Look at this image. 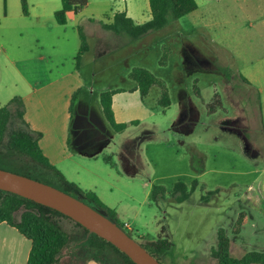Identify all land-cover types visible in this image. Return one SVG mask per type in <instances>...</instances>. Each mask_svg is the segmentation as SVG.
<instances>
[{
  "label": "rangeland",
  "instance_id": "374dc122",
  "mask_svg": "<svg viewBox=\"0 0 264 264\" xmlns=\"http://www.w3.org/2000/svg\"><path fill=\"white\" fill-rule=\"evenodd\" d=\"M120 1L88 0L78 15L68 13L67 24L43 43L42 62L48 63L53 77L62 74L50 88L47 110L49 102L59 105L61 93H70L74 100L69 154L61 148L48 151L54 164L74 183L97 185L104 200L117 206L120 223H127L122 229L146 250L157 248L161 264H217L210 249L220 228L229 238L231 256L264 251V159L256 158L251 146L261 139L256 66L264 38L259 27L251 28L257 22L247 16L243 0H198L204 15L197 22L185 16L177 26L169 24L130 40L103 27L112 21ZM7 6L12 12L11 0ZM135 8L139 15L146 12L142 1ZM78 26L87 46L80 54ZM22 33L24 54H37L36 30L30 27ZM12 35L9 38L20 40L17 33ZM134 67L146 68L161 80L168 106L159 102V86L144 97L134 89L137 84L128 76ZM243 79L252 85H243ZM225 83L245 93L235 96L238 112ZM9 88L2 91L0 101L15 113L24 106L17 91ZM113 89H119L113 106L115 122L124 124L121 130L99 113L100 93ZM214 89L221 105L209 111L207 104L216 98ZM24 96L30 110L36 96ZM185 111L183 127L180 120ZM232 125L239 131H232ZM16 127L17 122L11 125ZM80 148L92 151L91 155ZM0 169L79 196L65 186L55 167L12 152L4 143L0 144ZM178 181L187 190L196 181L182 202L176 200L181 192L173 189ZM22 210L14 213L15 219ZM240 215L244 222L238 225ZM55 220L69 235L55 264H83L87 258L128 264L110 245L98 249L84 244L85 232L72 219L56 216ZM158 239L166 240L168 247L159 246Z\"/></svg>",
  "mask_w": 264,
  "mask_h": 264
},
{
  "label": "crops",
  "instance_id": "0c3cea01",
  "mask_svg": "<svg viewBox=\"0 0 264 264\" xmlns=\"http://www.w3.org/2000/svg\"><path fill=\"white\" fill-rule=\"evenodd\" d=\"M0 1L2 3L0 5V38H4V40H0V57L2 55L0 58V96L3 93L2 91L8 90L9 87V89L17 91L16 96H20L24 106V121L28 124L30 130L40 133L38 144L43 155L46 157L49 164L55 167L56 170L66 180H68L66 174H64L60 168L56 167L51 153L49 154L48 151L61 148L63 149V152L66 153V155L69 154L67 153V146L69 147L70 145V135L73 127L71 120L73 117L72 109L74 100L70 93H61L62 99L59 101V105L54 107V105L49 102L50 104L48 105L49 108L47 110L46 102L50 100V96L52 95L50 88L53 86L56 80L61 79L62 74L53 77L48 63L42 62L45 59L44 52H42L44 51L43 43L46 42L47 38L49 39V36H51L52 33L57 32L59 26H64L67 24L66 20L64 25H59L54 18V13L60 9L59 7H61V0L60 3L59 0H24L26 4V13L23 12L22 0H11L13 7L12 12L8 11V0ZM139 1H142L146 7V12H143L141 15L137 13L135 8V4ZM195 1L197 3V8L194 11L182 16L189 17L192 22H197L200 19V16L204 15L203 11L199 8L198 0ZM243 5L248 7L247 16L251 15L252 21L254 20L257 22V26H255L253 23L251 28L253 27L254 29H257L259 27L258 32L264 38V0H243L242 6ZM121 11L125 12L126 16L130 17L136 23H142L151 17L149 0H122L119 2V8L117 12ZM71 12H75V14L78 15L81 12V9ZM68 13H66V16ZM179 19L172 22L171 24L173 25L171 26H174V24L178 22ZM28 22L31 23L32 26H26V23ZM175 25L177 26V24ZM30 27L36 30L34 37L36 39V44L39 51L37 54L31 53L28 55L24 54L25 42H23L21 39L23 35L22 30ZM37 31H41V34H38ZM12 32L17 33L18 37H20L19 41L15 38H9V36H13ZM37 60L40 62H34ZM256 69V105H258L259 109L261 139L259 142L251 143V146L256 158L264 159V50L258 57ZM38 75H41L42 77L40 78ZM241 82L246 86L252 85L250 80L243 79ZM224 86L225 92L227 93L228 91L229 98L230 96L232 97L231 101L234 107L237 109L236 112H238L239 109L237 108L236 104L239 100L235 101V96L240 97V95L245 94L244 91L242 88H235V84L228 85L225 83ZM134 89H138V86ZM113 90H117V92H119V89ZM117 92L112 95L111 102L113 117L116 122L117 119L113 106V98ZM23 94L28 96H36L34 101H31L32 99H30V110L25 96L24 98H21ZM215 94H217L216 89L213 90L212 97ZM12 99L13 97H10L8 101H11ZM2 103L4 102L0 101V106H2ZM99 113L102 118H105L102 113L101 105ZM233 118L236 119V116H233ZM186 119L187 112L185 111V113L183 112V120H180V125L183 127L184 121ZM236 125L239 127L245 126L239 123H236ZM238 128H235L234 125H232L231 130L239 131ZM245 128L249 131L248 122ZM80 151L87 152L89 155L92 153V151L90 152L88 149L80 148ZM69 180L70 182L73 181L71 178H69ZM77 183L75 184H77L82 189L93 191L104 205L113 209L117 215L119 214V211H117V206H114L113 204H110L104 200L97 185H85L81 184L79 181H77ZM18 220L15 219V221ZM30 247L31 241L19 233V231L14 226L8 224L5 221L0 222V264H27ZM83 264L100 263L95 259H90L85 261Z\"/></svg>",
  "mask_w": 264,
  "mask_h": 264
},
{
  "label": "trees",
  "instance_id": "16d2710c",
  "mask_svg": "<svg viewBox=\"0 0 264 264\" xmlns=\"http://www.w3.org/2000/svg\"><path fill=\"white\" fill-rule=\"evenodd\" d=\"M87 3L88 0H61L60 9L54 13L55 21L59 25H64L66 23V13L81 9ZM22 8L23 12L26 13V4L24 0H22ZM196 8L197 3L195 0H149L151 17L147 21L136 23L130 17L126 16L125 12L121 11L115 12L112 21L104 23L103 27L116 35L125 34L130 40H135L171 24L182 16L194 11ZM78 31L81 39L78 53L80 54L82 51L86 50L87 46L84 41V34L81 27H78ZM163 60L164 56H162L160 62L162 63ZM128 76L137 83L139 93L142 97L148 93L151 87L159 86L161 88L159 102L163 106L169 105L168 94L164 89L163 83L149 70L142 67H134L131 69ZM115 92H117V90L101 92L99 102L106 120L115 129L121 130L124 128V124H118L115 122L111 106L112 95ZM214 97L216 98L207 104L209 111L214 110L215 105H221L218 95L215 94ZM23 113L24 110L21 105L16 108L15 113H12L6 104L0 106V144L4 143L8 150L27 155L41 165L54 169V167L49 164L39 147L38 139L40 133L29 129L28 124L24 121ZM16 119L17 121H15ZM18 121H20V125H18ZM15 122H17V127L11 128V125H15ZM54 170L58 172L56 169ZM58 174L61 176L65 186L70 191L81 196V199L85 203L106 215L119 227H124L117 218L116 212L104 205L93 191L82 189L77 184L65 180L59 172ZM195 185L196 181H194L189 187V190H187L185 183L182 181L176 182L173 189L181 192V195L178 196L176 200L178 202L185 200L189 195L188 193L194 190ZM159 190L163 191L164 189L161 187ZM68 193L74 195L71 192ZM152 196L153 198L155 197L153 190ZM20 208H23V210L20 214L19 220L15 221L14 213ZM56 216L67 217L48 206L36 203L17 194L0 190V222L5 221L14 226L19 233L31 241L27 264H55L58 261L63 248L69 242V235L55 220ZM242 222H244L243 215H240L237 224L239 225ZM75 223L84 230V244L89 246V248L102 249L105 245H110L115 251H118L122 255L120 256L126 263L135 264L127 255L110 242L97 236L95 233H89L85 227L77 222ZM235 232H238V228L235 229ZM156 242L159 246H164L165 248L168 247V243L164 239H158ZM149 249L150 251H147L159 261V258L155 255L157 248L149 247ZM84 250L86 251V249ZM210 255L217 260V264H264V251H249L240 258L231 256L229 238L221 228L217 232L216 245L210 249ZM95 259L99 260L101 264H125L118 259L113 260L112 262L102 260V258Z\"/></svg>",
  "mask_w": 264,
  "mask_h": 264
},
{
  "label": "water",
  "instance_id": "95a60500",
  "mask_svg": "<svg viewBox=\"0 0 264 264\" xmlns=\"http://www.w3.org/2000/svg\"><path fill=\"white\" fill-rule=\"evenodd\" d=\"M0 190L48 206L85 227L89 233L110 242L135 264H161L141 244L106 215L85 203L80 196L28 176L0 169Z\"/></svg>",
  "mask_w": 264,
  "mask_h": 264
},
{
  "label": "built area",
  "instance_id": "2783aa9c",
  "mask_svg": "<svg viewBox=\"0 0 264 264\" xmlns=\"http://www.w3.org/2000/svg\"><path fill=\"white\" fill-rule=\"evenodd\" d=\"M124 226H125V228H126V227L128 226V225H127V223H125V225H124Z\"/></svg>",
  "mask_w": 264,
  "mask_h": 264
}]
</instances>
